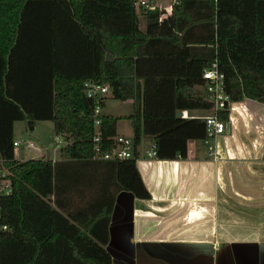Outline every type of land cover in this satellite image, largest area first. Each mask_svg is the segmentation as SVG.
Listing matches in <instances>:
<instances>
[{"label":"trees","instance_id":"16d2710c","mask_svg":"<svg viewBox=\"0 0 264 264\" xmlns=\"http://www.w3.org/2000/svg\"><path fill=\"white\" fill-rule=\"evenodd\" d=\"M164 13L137 0H0V159L13 179V193L0 198L9 226L0 231V264H112L105 247L112 187L150 197L136 159H93L95 134L109 149L119 117L103 113L97 130L87 81L133 100L135 144L151 137L160 159L186 157L189 141L206 137L204 119L177 112L213 107L200 89L213 61L233 101L264 103V0H179L170 16ZM85 50L94 56L90 71L66 74L72 53ZM228 115L221 112L224 120ZM21 120L52 121L55 136L66 139L67 159L17 160L14 123ZM85 163L102 164L108 178L101 197L79 207L65 196L63 171ZM52 201L57 208L77 205L68 212L82 227Z\"/></svg>","mask_w":264,"mask_h":264},{"label":"crops","instance_id":"0c3cea01","mask_svg":"<svg viewBox=\"0 0 264 264\" xmlns=\"http://www.w3.org/2000/svg\"><path fill=\"white\" fill-rule=\"evenodd\" d=\"M148 1L165 10L163 18L172 14V5L179 0ZM140 28H146L143 16ZM93 58L87 50L72 53L66 74L77 78L89 72ZM126 101L133 105L132 99ZM210 110H184L187 116L183 111L182 116H204ZM23 121L30 129L40 122L16 121L15 140L21 141L16 126ZM225 121L223 134L189 141L186 157L149 158L154 144L149 136L135 144L137 166L150 197L141 199L112 187L115 199L105 245L112 264H264V103L249 98L233 101ZM129 122L125 130L118 121V135L134 136ZM20 145L16 154L20 161L67 159L55 134L53 146H36L25 158L20 157ZM63 173L69 186L65 196L79 207L100 198L108 178L99 163L66 165ZM74 207L56 208L82 227L68 212ZM83 219L89 223L87 216Z\"/></svg>","mask_w":264,"mask_h":264},{"label":"built area","instance_id":"2783aa9c","mask_svg":"<svg viewBox=\"0 0 264 264\" xmlns=\"http://www.w3.org/2000/svg\"><path fill=\"white\" fill-rule=\"evenodd\" d=\"M137 5L145 8H154L148 0H137ZM203 78L205 83L202 86V91L206 98L213 103L210 114L204 116H193L202 118L206 123V139L215 138L220 134H223L226 130V121L221 118L222 111H229L230 106L233 103L232 97L226 91V77L225 73L219 68L217 60L213 61L203 71ZM85 93L88 98H92L96 101L95 108V126L99 129L103 114V108L100 104V100L107 97L111 92V89L106 84H100L96 81L89 80L85 83ZM183 116H187V112L183 111ZM55 142L58 145H66V139L62 135L55 136ZM94 153L93 159L97 160H122V159H136L135 155V140L134 137H128L123 135H117L113 138V141L108 144L109 149H105L103 145V138L99 132H97L93 138ZM22 141L14 140L15 153H18V147ZM71 143V141L69 142ZM149 158H157L156 144L154 143L151 149L147 152ZM181 157V156H179ZM5 160L0 159V198L9 196L13 193V179L9 168L5 165ZM3 214L0 206V231H7L9 229L8 224L2 223Z\"/></svg>","mask_w":264,"mask_h":264},{"label":"rangeland","instance_id":"374dc122","mask_svg":"<svg viewBox=\"0 0 264 264\" xmlns=\"http://www.w3.org/2000/svg\"><path fill=\"white\" fill-rule=\"evenodd\" d=\"M132 111L133 105L128 101L116 99L112 96V93L107 95L106 106L103 108V113L119 117L121 129L127 130L129 128L130 122L128 115ZM16 130L18 131L17 134L19 138L23 142L19 148L21 151L20 157L22 158L27 157L29 151L33 152L32 150L36 148V146L41 149L44 145H54V131L51 121L37 122L34 129H30L28 122L26 123L23 121L17 124Z\"/></svg>","mask_w":264,"mask_h":264},{"label":"water","instance_id":"95a60500","mask_svg":"<svg viewBox=\"0 0 264 264\" xmlns=\"http://www.w3.org/2000/svg\"><path fill=\"white\" fill-rule=\"evenodd\" d=\"M177 116H178V117H183V116H182V111H178V112H177Z\"/></svg>","mask_w":264,"mask_h":264}]
</instances>
